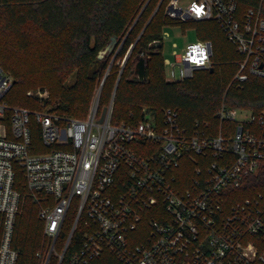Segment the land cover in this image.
Here are the masks:
<instances>
[{"label": "built area", "instance_id": "obj_1", "mask_svg": "<svg viewBox=\"0 0 264 264\" xmlns=\"http://www.w3.org/2000/svg\"><path fill=\"white\" fill-rule=\"evenodd\" d=\"M262 3L191 0L182 7L170 0L165 15L215 22L239 56L233 79L242 82L264 79ZM196 7L203 8L199 16ZM128 52L111 59L81 119L46 106V90L26 93L40 110L9 105L4 97L13 78L0 63V264H17L19 255L12 246L18 171L43 223L37 264H93L105 253L117 264H264V192L235 200L264 165V110L222 103L217 128L185 126L174 107L113 122L114 94L100 106V93ZM212 54L208 40L186 45L164 61L166 80L184 81L210 68ZM36 128L41 145L33 141Z\"/></svg>", "mask_w": 264, "mask_h": 264}, {"label": "trees", "instance_id": "obj_2", "mask_svg": "<svg viewBox=\"0 0 264 264\" xmlns=\"http://www.w3.org/2000/svg\"><path fill=\"white\" fill-rule=\"evenodd\" d=\"M169 1L0 0V36L4 32L12 34V47L24 53V63L17 64L0 52L2 69L13 78L4 99L11 106L40 110L39 100L26 93L44 87L49 92L44 100L46 106L62 116L85 118L96 84L102 80L107 65L112 58L114 62L122 59L129 50L121 72L113 65L102 84L100 106L107 104L114 94L113 122L138 121L144 110L160 116L163 108L174 107L185 126L199 122L217 128L214 115L222 103L230 109L253 113L264 110V79L242 82L233 79L239 56L219 26L213 21L171 20L165 15ZM261 14L264 16V3ZM175 24L192 27L199 40L211 42L212 66L195 71L190 79L169 82L162 57V30L165 25ZM112 38L116 45L103 56L99 69L89 77V68ZM140 58L144 59L143 80L136 74ZM71 74H75V79L65 86ZM33 141L41 145L37 128ZM15 188L22 201L12 240L13 248L19 253L17 264H37L35 252L42 246L43 223L37 217V205L27 195L19 171ZM257 192H264V165L257 176L243 182L235 200ZM70 217L71 213L67 223ZM93 264L117 263L105 253Z\"/></svg>", "mask_w": 264, "mask_h": 264}, {"label": "rangeland", "instance_id": "obj_3", "mask_svg": "<svg viewBox=\"0 0 264 264\" xmlns=\"http://www.w3.org/2000/svg\"><path fill=\"white\" fill-rule=\"evenodd\" d=\"M179 5L185 7L191 0H178ZM30 30V29H29ZM3 37L0 36V52L6 53L10 59L17 63H24V53L22 51H16L14 45V37L9 32H4ZM36 35L34 34V37ZM199 41L196 37L195 30L192 27L183 28L179 24L175 25H165L162 30V57L165 62H171L174 60V53H181L183 48L190 44ZM175 44V46H174ZM9 50V51H8ZM1 63V62H0ZM168 70V66H165V71ZM75 79V74H71L64 82L65 86H69L73 83ZM99 84V82L96 84ZM95 87V89H96ZM38 89H44L47 91V88L37 87L35 89H30L32 93ZM94 89V91H95ZM48 92V91H47ZM94 94V93H93ZM49 95V92H48ZM22 205V201L21 204Z\"/></svg>", "mask_w": 264, "mask_h": 264}, {"label": "water", "instance_id": "obj_4", "mask_svg": "<svg viewBox=\"0 0 264 264\" xmlns=\"http://www.w3.org/2000/svg\"><path fill=\"white\" fill-rule=\"evenodd\" d=\"M116 45V41L114 38H112L111 42L108 44V46L98 55V58L97 60L95 61V63L89 68L88 70V75L89 77H91L100 67L101 63V59L103 58V56L106 54V53H109L113 50L114 46ZM136 74H137V77L140 79V80H143L144 78V59L143 58H140L139 61L137 62V65H136Z\"/></svg>", "mask_w": 264, "mask_h": 264}, {"label": "snow or ice", "instance_id": "obj_5", "mask_svg": "<svg viewBox=\"0 0 264 264\" xmlns=\"http://www.w3.org/2000/svg\"><path fill=\"white\" fill-rule=\"evenodd\" d=\"M194 11L199 16V15H201L203 13V8L202 7H196V8H194ZM201 56H203L202 53H201ZM197 62L199 63V62H202V61H197Z\"/></svg>", "mask_w": 264, "mask_h": 264}, {"label": "clouds", "instance_id": "obj_6", "mask_svg": "<svg viewBox=\"0 0 264 264\" xmlns=\"http://www.w3.org/2000/svg\"><path fill=\"white\" fill-rule=\"evenodd\" d=\"M249 248H251V245H249Z\"/></svg>", "mask_w": 264, "mask_h": 264}]
</instances>
